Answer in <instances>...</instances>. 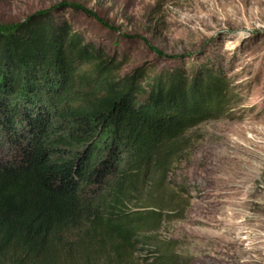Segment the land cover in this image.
Wrapping results in <instances>:
<instances>
[{"label":"trees","instance_id":"1","mask_svg":"<svg viewBox=\"0 0 264 264\" xmlns=\"http://www.w3.org/2000/svg\"><path fill=\"white\" fill-rule=\"evenodd\" d=\"M127 60L49 12L0 33V264H122L150 240L130 204L161 209L184 134L220 115L227 84L199 60L122 75Z\"/></svg>","mask_w":264,"mask_h":264},{"label":"rangeland","instance_id":"2","mask_svg":"<svg viewBox=\"0 0 264 264\" xmlns=\"http://www.w3.org/2000/svg\"><path fill=\"white\" fill-rule=\"evenodd\" d=\"M43 12L128 59L122 75L199 60L225 77L220 115L184 134L161 209L130 204L154 228L122 264H264V0H0V33Z\"/></svg>","mask_w":264,"mask_h":264}]
</instances>
